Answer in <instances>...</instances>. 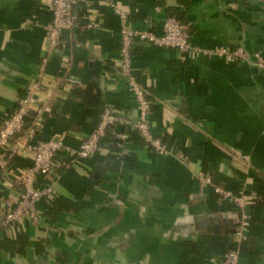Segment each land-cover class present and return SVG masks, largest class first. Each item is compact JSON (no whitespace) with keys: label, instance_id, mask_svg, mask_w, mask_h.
<instances>
[{"label":"crops","instance_id":"crops-1","mask_svg":"<svg viewBox=\"0 0 264 264\" xmlns=\"http://www.w3.org/2000/svg\"><path fill=\"white\" fill-rule=\"evenodd\" d=\"M51 0H0V124L42 75L54 92L36 95L45 122L31 143L61 138L76 148L104 107L138 119L136 101L116 69L120 17L137 32L162 35L167 17L185 23L191 51L135 41L131 67L152 103L153 134L166 153L131 134L129 158L93 179L111 140L84 161L57 170L52 208L42 225L0 230V264H219L234 246L239 213L220 203L198 176L249 196L264 192V0H77V23L52 48L45 35ZM86 24L95 26L87 29ZM242 48L243 61L208 54ZM96 86L97 104L71 95ZM106 143V142H105ZM122 147V146H120ZM233 152L235 155L229 154ZM21 153L0 180L2 202L17 197V177L31 165ZM45 204H39L44 210ZM249 241L238 264H264V207L247 209Z\"/></svg>","mask_w":264,"mask_h":264},{"label":"built area","instance_id":"built-area-1","mask_svg":"<svg viewBox=\"0 0 264 264\" xmlns=\"http://www.w3.org/2000/svg\"><path fill=\"white\" fill-rule=\"evenodd\" d=\"M76 3L77 0H51L50 20L44 29L52 48H57L63 33L76 25L77 14L74 11ZM115 13L120 17V45L116 69L123 76L125 86L136 101L138 119L131 122L121 117L113 108L104 107L96 127L76 148L66 146L61 138L31 143L45 122V112L37 107L36 95L41 92L48 95L58 89L60 83L58 80L46 86L42 82V75L31 80L16 108L0 124V180L22 152L31 153V165L23 168L17 177V197L7 198L2 202L0 230L14 228L25 222L32 226L42 225L46 212L53 206L54 177L57 170L71 163L91 158L103 145L107 146L108 140L115 139L121 142L120 155H124L123 148L131 134H135L151 152L158 155L166 153L161 137L153 134L150 120L152 103L144 89L137 83L131 67V51L135 41H145L158 47L173 48L180 53H188L192 48L189 28L182 22L167 17L162 26V35L137 32L127 27L124 13L120 11ZM86 28L93 29L95 26L86 24ZM208 54L224 57L229 62L244 60L243 50L240 47L234 50L214 48ZM256 67L263 69L264 60L258 62ZM198 181L201 188H211L220 203L230 201L239 213L238 224L233 234L234 246L224 253L219 263L238 264L240 246L249 241L250 217L247 209L255 206L258 198L247 195L243 190L232 192L220 189L213 185L208 174L198 176ZM42 203L45 204L44 210L39 209V204Z\"/></svg>","mask_w":264,"mask_h":264},{"label":"trees","instance_id":"trees-1","mask_svg":"<svg viewBox=\"0 0 264 264\" xmlns=\"http://www.w3.org/2000/svg\"><path fill=\"white\" fill-rule=\"evenodd\" d=\"M168 18H173L179 22L180 20L174 18V17H168ZM183 23V22H182ZM185 24V23H183ZM186 25V24H185ZM72 96L75 98L81 100L83 103L87 105L91 104H97V99H98V92L96 90V86L90 85V87L86 90H79V89H73ZM16 108V107H15ZM111 154L107 157V161L104 163L100 164L96 169L93 174V179H96L98 177H101L105 172L107 171H118L121 166L123 165L124 161H129L130 159L125 157H120L119 156V151H120V146L121 142L118 140H111ZM231 152V151H229ZM232 155H235L233 152L229 153ZM233 157V156H232ZM258 206L264 207V192L260 194V197L256 200V204Z\"/></svg>","mask_w":264,"mask_h":264}]
</instances>
